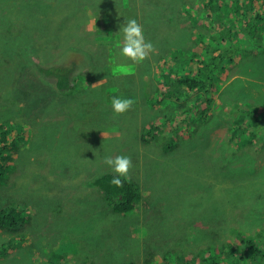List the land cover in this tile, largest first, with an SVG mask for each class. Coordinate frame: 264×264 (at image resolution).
Masks as SVG:
<instances>
[{"label": "rangeland", "instance_id": "obj_1", "mask_svg": "<svg viewBox=\"0 0 264 264\" xmlns=\"http://www.w3.org/2000/svg\"><path fill=\"white\" fill-rule=\"evenodd\" d=\"M11 1L0 0V117L5 114L13 122L20 119L27 123V134L23 135L28 139L16 153V159L11 160L14 163L8 177L10 182L5 180L0 185V208L7 205L28 208L25 215H30L32 221L15 233L0 230V264H126L130 261L177 264L176 255L183 253L180 257L184 259L194 257L199 264H207L204 260L209 254L206 230L209 237H215V246L231 240L247 249L246 237L257 239L255 235L264 244V233L258 234L264 231V130H261L264 127V73H260L255 63L264 64V47L258 42H264V29L257 32L260 36L256 38L250 34L242 36L239 43H245L256 53L242 66L238 60L230 72L226 70L221 74L220 79L225 80L217 96L222 97L214 100L209 110L212 117L208 121L200 120V112L192 113L189 121L197 134L190 135L188 125L181 121L184 116L180 115V120L177 118L170 123L167 130L162 128L159 137L153 135L146 142L142 137L148 128L146 123L164 116L162 110L152 116L157 105L149 104V96L151 92L160 96V91L156 94L162 87V77L158 74L164 71L166 62L170 61L185 75L201 74L200 70L191 69L199 61L193 60L195 44L190 41L193 29L185 27L187 21L175 19L178 16L185 19V14L191 13L183 8L188 0H166V3L162 0ZM191 1L194 6L203 7L197 0ZM170 16H174V20ZM133 18L142 24L145 39L155 48L150 58L140 63L121 54L122 28ZM27 25L33 30L28 36ZM241 27L238 25L235 29ZM76 29L95 47L82 42V47L86 48L83 58L67 61L66 47L79 44ZM219 29L225 30L223 23ZM26 36L28 42H25ZM94 38L97 43L113 44L102 52ZM219 41H226L225 36ZM26 44H33L38 50L36 55L30 53L34 63L29 66L22 63L25 60L22 46ZM208 46L209 43H205L202 52H206ZM62 63L73 70L76 82L83 70L94 71L89 89L91 102H85V109L93 110L94 116L108 121V126L105 123L103 127L92 129L96 120L88 115L86 121L83 115L78 117L79 126L74 113L67 109L64 97L56 92V76L45 73L49 67H59ZM38 77L39 82H36ZM83 82L87 83L86 78ZM34 84L39 87L34 95L22 93ZM113 96L132 98L135 103L125 114L116 115L111 107ZM182 98L192 102L186 95L171 96L176 101L173 110L185 104L181 103L185 102ZM71 99L72 105H84L83 99L74 100L72 96ZM245 111L259 116L256 136L250 134L253 127L239 128L245 122V126L249 125V114L243 117ZM159 121L156 119L155 123ZM72 124L75 129L83 127L91 133V153L83 145L61 142L58 131L77 133L78 130L72 131ZM9 129L7 143L13 147L20 141L14 140L16 130ZM177 141H183V153L177 150ZM55 152L58 155L55 156ZM95 155L101 157L94 159L93 167ZM102 155L131 158L133 167L128 177L143 191L136 211L128 215L107 212L102 191L90 185L89 181L98 174L113 171L104 163ZM53 157L56 163L49 165ZM223 158L224 164L217 165L215 161ZM213 161L216 167H212ZM199 164L204 171L199 170ZM86 165L90 173L82 176L79 172ZM88 203H92L90 208ZM209 214L217 217L216 222L205 219ZM244 225H251L250 230L240 227ZM86 228L93 229L88 234H99L77 235ZM231 228L237 229V233L246 232L240 240L237 235V240ZM22 236L25 237L22 244H11V239ZM217 252L226 256L223 248L217 247ZM220 264L238 263L223 257Z\"/></svg>", "mask_w": 264, "mask_h": 264}, {"label": "trees", "instance_id": "obj_2", "mask_svg": "<svg viewBox=\"0 0 264 264\" xmlns=\"http://www.w3.org/2000/svg\"><path fill=\"white\" fill-rule=\"evenodd\" d=\"M7 1L11 3L13 2L11 0H7ZM162 1L165 3L167 2L166 0H162ZM197 1L198 4L199 3L203 4L202 8H200L199 6H194L193 2L191 0H188L185 2L183 8L188 9L189 11H191V13L185 12L186 20L180 16H178L175 19L176 21L179 22L187 21L188 24H186L185 27L188 30L193 29V34L190 36L191 38L190 41H192V43L195 44V46L192 48V51H194L195 53V55L193 56V60H199V61L198 63L193 65L191 69L194 72H196V70H200L201 74L195 75L191 73L190 75H185L184 73L176 70L175 66L170 61L166 62L164 69L166 73L164 71H161L162 73L160 72L158 74V76L162 77V80L160 81L162 87L161 89L158 88L156 90L157 92L160 90V96L157 97L152 92L150 93L151 96H149V104L152 107H155L157 105L156 108H153L155 112L152 116L160 113L161 110L165 116L160 118L158 117L160 120L159 121L160 123H157L158 125L155 123L156 119L158 118H155L149 121L148 123H146V127H148L149 129L146 128L145 129L146 132L144 133L145 135L144 134L142 135L143 140L146 142H148L149 138L153 135L156 138L159 137L160 136L159 133H162V128L166 127L167 130L169 124L174 123L173 121H176V119L180 115L184 116L182 122L188 125L190 134H194L196 130L192 129L193 125L189 121V119L191 118L192 113L198 114L199 112L202 115V118L200 120H204L205 118L208 121V118H211L209 110L211 109V107H213L212 104L214 100H216L215 96L216 93L218 92L217 86L224 82V80L219 79V76L221 74H224L226 70L230 72V69L233 68V65L238 60L240 61L239 64L241 63L240 66H242L246 60L253 59L254 53H256L248 48V51L246 52L243 58L235 60V57L241 53V44L239 42L242 41L243 38L242 36L250 34L249 36L252 37L254 36L253 38H256L260 36L259 34H257V32H260L264 29V0H197ZM11 3H8V5L10 7H13ZM168 11H171V8H168ZM170 17H172V19L174 20V16H170ZM222 23L225 27V30L220 31L219 29L220 24L222 25ZM238 25H242V27L239 30H236L235 27ZM32 31L33 30L27 25V36L30 35ZM43 31H47V30L43 28ZM75 32L78 33L77 39L79 44L73 43V44H69L67 47L65 46L68 49L67 52L68 57L66 59L67 61H69L70 58H72L73 60L83 58L82 54H85L83 50H85L86 48L82 47V42L86 43L91 48L95 47L94 44H92L91 40H88L80 32L79 29H76ZM239 35L241 37L236 38ZM27 36L25 42H28ZM224 36L226 38V41H222V42L219 41L220 37H224ZM94 42L98 47V49L102 52L107 51L108 46L113 44L112 42L109 41L103 43H97L95 41V38H94ZM258 42L264 47V42L262 41H258ZM205 43H209V46L206 52H202L205 48ZM26 45L22 46L23 47L22 54L24 55L25 58L24 62L22 63L29 66L32 63H34V59L32 58L31 55L32 54L36 55V51L38 50L35 49V46L33 44H30L28 46H30L31 49L32 48L34 49L33 52L32 51L30 52V50L27 48ZM73 46H77L81 48V52L78 53L80 49ZM188 47H190V44ZM69 49L71 52L69 51ZM176 52L179 53L180 49H177ZM175 59H178V57ZM255 63H257L258 65L260 73L263 74L264 64L261 62H255ZM251 72L255 73L253 69ZM45 73L56 76L57 78L56 92H58L61 96L64 97V100L67 102V109H69L70 112L74 113V116H76L77 121L79 120L78 117L80 115H83V118L86 121V116L88 115L93 121L96 120V123L91 125L92 129L100 125L103 127L105 123L108 126V121H106L105 119L99 116H94L93 110L85 109L86 107L85 102H87V104H89L88 102H91L90 94H89L91 93V91L89 89L91 87V81H92L91 76L94 74V71H92L91 68H87L86 71L83 70L82 73L78 75L79 80L77 82L75 78L73 79L72 76L73 70L68 69V67H66L64 63H62L59 67H56L54 65L52 67H49L48 69H46ZM106 76L109 77V75ZM202 76L203 78L200 79V77ZM84 78H86L87 83L83 82ZM36 82H39V77L37 78ZM44 82L48 83L45 80ZM80 85H82V87L77 88V86ZM34 87L36 88V90L33 91ZM37 89H39V87H37L34 84V86L30 90L23 91L22 93L24 95H29V94L34 95ZM91 89L92 91H94V88ZM188 90L189 92L191 91L192 93L190 92L189 94ZM182 95H186V98H191L192 102H188V100L182 98V100H185V102H181V103H185V104L180 105L179 107L181 108L179 110L177 111L173 110L172 107L176 106V101L174 99H171V96L181 97ZM71 96L75 98L74 100L81 99L82 101L83 99L84 101L82 102L84 103V105H78L77 103L72 105V102L69 103V101L72 100ZM167 99H169L170 102ZM247 113L249 114L250 112L245 111L243 115L244 118L246 117ZM248 117H249V125L243 127L245 128L253 127L251 128L253 129V131L250 134H254V136H256L257 133H259V129L256 127V124L259 123V119H258L259 116L253 113V114H249ZM78 124L79 126H81L79 121ZM26 125L27 123L20 121V119L19 120L14 119L13 122L12 118L7 117L5 114H2L0 117V141H1L0 142V185H3L5 180L8 181L9 179L8 177L12 172V166H11L12 164H10V161L11 159L16 158L14 156L16 155V153L20 152L21 145L28 139V136L24 137V135L27 134ZM72 125H73L72 131L76 132L78 130L77 133L75 135H72L70 131H58L59 132L58 137H61V142L67 141L68 143H63L65 145H69V143H71V145L73 144L75 145L76 143L79 145H83L84 149L89 153H91L92 152V147H91L92 141L90 140L92 138L91 133H89L83 127L81 128L78 127V129H75V125L74 124ZM178 126H182V125H178ZM9 128L16 130L15 132L16 136L14 137V140H19L22 143L20 142L14 147H12L10 144L7 143L10 133ZM236 130L237 129H235L234 131ZM261 130H264V127ZM169 134L171 135V132ZM195 134H197V132ZM146 137H148V139H146ZM191 137L195 138L194 136ZM183 144H184L183 141H181L177 145L178 147L177 150L180 153H183V149L181 147ZM193 146L194 147L196 146L195 143L193 144ZM54 155L56 156L58 155V153L55 152ZM102 156H108V155H102ZM98 157L101 156L100 155L93 156L92 159L93 163H94V159ZM51 160L52 161H48L49 165L50 163H56L54 157ZM224 160L225 158L220 160V162L223 163ZM94 166L95 163L93 167ZM198 168L200 171L204 170L202 165H199ZM55 170L56 168L51 173L55 172ZM3 171L4 174H2ZM82 171L79 172V174H82V176H86L87 174L90 173L87 165L83 168ZM116 175L117 174L115 172H111V171L104 172L98 175L95 179L90 180L89 183L90 185H93L95 188H99L102 191L105 200L108 202V203L106 202V207L108 209L106 210L107 212L113 211L114 213H118V214L123 213L124 215H128L131 211L133 212L136 211V205L143 196L142 191L140 187L133 180L123 176L119 177L123 181L122 188H118L112 185L110 182L113 179V177ZM80 202L84 203L81 200ZM26 209L28 208L19 209L14 206L11 207L2 206L0 208V230H4L5 233H15L19 231V229H22L23 227H28V225H30L32 221V217L30 215H25ZM209 218L213 219V221L216 222L217 217L215 215L209 214L208 217L205 219L207 220ZM240 227L247 228L248 230H250L251 225H244ZM232 230L233 228H231V233L232 235L235 236V239L237 240L238 237L240 240V236L246 232V230H242L237 233V229L235 228L233 231ZM263 233L264 231L263 232L261 231L258 234H263ZM205 234L206 236H208V241H209V244L206 249L209 252V254L204 258L207 264H220V260L223 257L226 258L228 257L229 259H231L232 263L237 262L238 264H264V244L258 241L259 237L257 235H255L257 239H252L253 237L251 238L246 237V241H247L246 244L248 248L244 249V245L238 242H233L231 240L230 242H225V243L223 242V244L220 246H215L214 245L215 237L213 235L209 237L207 230L205 231ZM24 239L25 237L23 236L16 237L14 239H11L10 242L13 246L14 245L18 246V243H21ZM217 247H219L220 249L223 248L226 252V256L219 255V253L217 252ZM215 252L217 254H215ZM0 253L2 254V251ZM152 256H154L153 253ZM180 256L183 255H179V256L176 255L177 264H199L196 258L194 257L187 260L184 259V257H180ZM126 264H139V263L136 261H130Z\"/></svg>", "mask_w": 264, "mask_h": 264}, {"label": "clouds", "instance_id": "obj_3", "mask_svg": "<svg viewBox=\"0 0 264 264\" xmlns=\"http://www.w3.org/2000/svg\"><path fill=\"white\" fill-rule=\"evenodd\" d=\"M122 32H123V40H122V44H121V54L124 57H126L127 59H129L130 61H132L134 63H140V62H143L145 59L150 58V55H151V53H153L155 51V48H154V45L152 44L151 41H147L145 39L142 24H140L134 18L130 19L125 23L124 27L122 28ZM238 59H240V57L236 56L235 60H238ZM220 76H219V79H220ZM221 84H219L217 86L218 92L216 93V96H215L216 99L220 98V96H217V94L221 93V91L223 90V86H221ZM134 103H135V101L132 98H120L118 96H113V99L111 101V107L113 109V112L116 115H123L133 107ZM239 128H241V126ZM17 155H15L14 157H17ZM13 162L10 161V164L13 165ZM104 163L107 164L110 168H112V170L117 174L116 176L113 177V179L111 180L110 183L112 185L118 187V188H122L123 187V181L119 177L123 176V177L129 178L128 177L129 171L133 167L131 158L128 156H123V155H117L115 157L105 156L104 157ZM113 171H111V172H113ZM100 174H102V173H100ZM100 174H98V175H100ZM141 191H142V189H141ZM142 195H143V191H142ZM142 198H143V196H142ZM142 198H141V200H142ZM87 205L90 208L92 203H88ZM82 208L84 209V206ZM101 213L104 214L105 212L103 213L101 211ZM116 214H118V213H116ZM122 215H124V214L122 213ZM92 230L93 229L86 228V229L80 231L77 235L78 236H80V235H86V236L95 235L96 236L99 234V233L88 234V232L92 231ZM198 237H201V235L198 234ZM75 244H78L76 240H75ZM75 246H78V245H75ZM180 253H182V252H180ZM179 255L184 256V253L179 254ZM60 258L64 260L63 256Z\"/></svg>", "mask_w": 264, "mask_h": 264}, {"label": "bare ground", "instance_id": "obj_4", "mask_svg": "<svg viewBox=\"0 0 264 264\" xmlns=\"http://www.w3.org/2000/svg\"><path fill=\"white\" fill-rule=\"evenodd\" d=\"M72 8V7H71ZM90 8V7H89ZM112 14V13H111ZM255 20V19H254ZM248 51V47H247V45L245 44V43H243L242 42V44H241V53L238 55L239 57H240V59L241 58H243L244 56H245V54H246V52ZM231 64V63H230ZM151 68H152V65H151ZM153 71V70H152ZM152 73V72H151ZM166 73V72H165ZM73 74V73H72ZM177 74V73H176ZM224 75V74H223ZM244 77V76H243ZM141 78V77H140ZM142 79V78H141ZM140 79V80H141ZM225 80V79H224ZM134 83V82H133ZM130 86H132V85H130ZM134 88H135V86H134ZM221 90V89H220ZM160 91V90H159ZM158 91V92H159ZM158 92L156 93V94H158ZM162 92V91H161ZM188 92H189V90H188ZM191 92V91H190ZM190 92H189V94H190ZM192 93V92H191ZM158 97V96H157ZM197 101V100H196ZM198 101H199V99H198ZM190 104H192V103H190ZM209 107V106H208ZM211 107V106H210ZM212 108V107H211ZM214 108H215V106H214ZM208 110V109H207ZM216 111V110H215ZM212 112H214V111H212ZM227 113V112H226ZM163 114V113H162ZM161 115V114H160ZM176 115V114H175ZM165 116V115H164ZM224 116V115H223ZM163 117V116H162ZM172 117V116H171ZM212 117V116H211ZM160 118V117H159ZM159 118H158V120H159ZM173 118V117H172ZM188 118V117H187ZM14 119V118H13ZM165 119V118H164ZM170 119V118H169ZM168 119V120H169ZM205 119V118H204ZM229 119V118H228ZM259 119V118H258ZM258 119H256V120H258ZM262 119V118H261ZM167 120V121H168ZM174 120V119H173ZM178 120H180L179 118H178ZM181 121H182V119H181ZM186 121V120H185ZM206 121V120H205ZM173 122H175V121H173ZM191 122V121H190ZM264 122V121H263ZM159 123V122H158ZM182 123V122H181ZM192 123V122H191ZM203 123V122H202ZM244 123V122H243ZM246 123V122H245ZM245 123H244V126H245ZM167 124V123H166ZM235 124V123H234ZM31 125V124H30ZM158 125V124H157ZM175 125V124H174ZM196 125V124H195ZM168 126V125H167ZM178 126V125H177ZM176 126V127H177ZM194 126V125H193ZM197 126V125H196ZM238 126V125H237ZM247 126V125H246ZM150 127V126H149ZM122 128V127H121ZM178 128V127H177ZM241 128H243V126H241ZM184 129V128H183ZM192 129H194L195 130V128L193 127ZM191 129V130H192ZM199 128H197V130H198ZM173 130H174V128H173ZM189 130V129H188ZM115 131V130H114ZM113 131V132H114ZM190 131V130H189ZM193 131V130H192ZM215 131V130H214ZM111 132V131H110ZM109 132V133H110ZM164 132V131H163ZM196 132V131H195ZM216 132V131H215ZM231 132V131H230ZM177 133V132H176ZM185 133H186V131H185ZM194 133V132H193ZM16 134V133H15ZM19 134V133H18ZM32 134H33V132H32ZM36 134V133H35ZM40 134V133H39ZM195 134V133H194ZM109 135V134H108ZM145 135V134H144ZM147 135V134H146ZM191 135V134H190ZM16 136V135H15ZM37 136V135H36ZM39 137L41 136V135H38ZM166 136V135H165ZM112 137V136H111ZM38 138V137H37ZM166 139V138H165ZM170 139V138H169ZM7 140V139H6ZM31 140H33V139H31ZM36 140V139H35ZM1 142V141H0ZM21 142V141H20ZM15 143V142H14ZM179 143V142H178ZM13 144V143H12ZM1 145H3V144H1ZM17 145V144H16ZM212 146V145H211ZM14 147V146H13ZM26 147V146H25ZM211 148V147H210ZM26 149V148H25ZM185 149V148H184ZM217 149V148H216ZM17 150V149H16ZM122 150V149H121ZM219 150V149H218ZM140 151V150H139ZM23 153V152H22ZM30 153V152H29ZM220 153V152H219ZM83 154V153H82ZM89 154V153H88ZM185 154V153H184ZM198 154V153H197ZM212 154V153H211ZM262 154V153H261ZM85 155V154H84ZM260 155V154H259ZM258 155V156H259ZM26 156V155H25ZM221 156V155H220ZM219 156V157H220ZM214 157V156H213ZM217 157V156H216ZM12 158V157H11ZM22 158V157H21ZM86 158V157H85ZM199 159V158H198ZM12 160V159H11ZM31 160V159H30ZM220 160L221 159H219V162H220ZM216 161H218V160H216ZM37 162V161H36ZM205 162V161H204ZM214 162V161H213ZM219 162H216L217 163V165H218V163ZM14 163V162H13ZM16 163V162H15ZM206 163V162H205ZM211 163V162H210ZM220 163H222V162H220ZM223 164V163H222ZM222 164H221V166H222ZM6 165V164H5ZM200 165V164H199ZM206 165H208V164H206ZM212 165V167H214L215 166V162H214V165L213 164H211ZM24 167V166H23ZM35 167V166H34ZM37 167V166H36ZM216 167V166H215ZM22 168V167H21ZM39 167H37V169H38ZM36 169V168H35ZM43 169V168H42ZM208 169V168H207ZM215 169V168H214ZM24 170V169H23ZM21 171V170H20ZM27 171V170H26ZM35 171V170H34ZM204 171V170H203ZM217 171V170H216ZM7 172H8V170H7ZM24 172H25V170H24ZM207 172V171H206ZM204 173V172H203ZM2 174H4V171H3V173ZM6 174V173H5ZM18 174V173H17ZM8 175V174H7ZM15 176H16V174H14ZM13 177V176H12ZM17 177V176H16ZM3 178V177H2ZM17 178H19V177H17ZM21 178V177H20ZM24 178V177H23ZM8 179V178H7ZM11 179V178H10ZM15 179V178H14ZM67 179V178H66ZM65 179V180H66ZM4 180V179H3ZM9 180V179H8ZM16 180V179H15ZM15 180H13V181H15ZM18 180V179H17ZM227 180V179H226ZM27 181V180H26ZM229 181V180H228ZM8 182H10V181H8ZM219 182H220V180H219ZM21 183V182H20ZM64 183V182H63ZM16 184V183H15ZM222 186H224V185H222ZM11 196V195H10ZM14 196V195H13ZM24 197H26V196H24ZM23 197V198H24ZM9 198V197H8ZM10 201V200H9ZM13 201V200H12ZM25 200H23V202H24ZM8 202V201H7ZM6 203V202H5ZM30 204V203H29ZM7 205V204H6ZM14 205V204H13ZM8 206V205H7ZM28 207V206H27ZM33 207V206H32ZM248 208V207H247ZM29 209H31L32 210V208H29ZM248 210V209H247ZM46 214V213H45ZM152 214H153V211H152ZM47 216V215H46ZM39 217V216H38ZM40 221V220H39ZM176 221V220H175ZM174 221V222H175ZM176 223H177V221H176ZM204 224H206V223H204ZM175 225V224H174ZM229 239V238H228ZM37 251V250H36ZM51 264V263H50Z\"/></svg>", "mask_w": 264, "mask_h": 264}]
</instances>
